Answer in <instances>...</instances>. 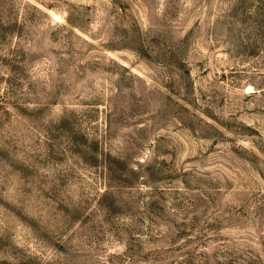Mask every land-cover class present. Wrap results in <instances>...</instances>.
<instances>
[{
  "label": "rangeland",
  "instance_id": "obj_1",
  "mask_svg": "<svg viewBox=\"0 0 264 264\" xmlns=\"http://www.w3.org/2000/svg\"><path fill=\"white\" fill-rule=\"evenodd\" d=\"M0 264H264V0H0Z\"/></svg>",
  "mask_w": 264,
  "mask_h": 264
}]
</instances>
